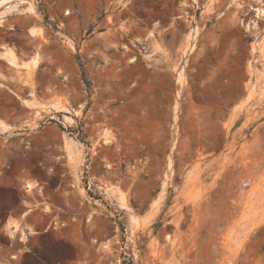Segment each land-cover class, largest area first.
<instances>
[{"label":"rangeland","instance_id":"obj_1","mask_svg":"<svg viewBox=\"0 0 264 264\" xmlns=\"http://www.w3.org/2000/svg\"><path fill=\"white\" fill-rule=\"evenodd\" d=\"M28 1L0 9V264H264V0Z\"/></svg>","mask_w":264,"mask_h":264},{"label":"bare ground","instance_id":"obj_2","mask_svg":"<svg viewBox=\"0 0 264 264\" xmlns=\"http://www.w3.org/2000/svg\"><path fill=\"white\" fill-rule=\"evenodd\" d=\"M14 0H0V9H5V11L7 10V9H9L10 10V8H12V6L15 4H18L19 5V3H28L29 5H27V9H28V13H31V14H33V15H35V16H38L37 15V12H36V9H35V7H34V5L32 4V2H30V1H28V0H18L17 2H16V0H15V2L16 3H14L13 2ZM10 2H13V3H10ZM2 54H3V57L7 60V61H9L10 63H12V64H18V62H19V57H18V55L16 54V52H15V50L14 49H12V47L10 48V47H4L3 49H2ZM2 57V56H1ZM32 61L34 62V64L37 66V63H39L38 62V57H36L35 59H32ZM31 61V62H32ZM30 62V61H29ZM27 63V62H26ZM25 63V64H26ZM28 66H29V64H27ZM27 66V67H28ZM32 186H33V184L31 183V182H28L27 183V188H32ZM8 226H9V228H10V231H11V233H14L15 231H17L18 229H20L21 230V228L20 227H18V226H16V225H14L13 223H11V222H9L8 223ZM22 236H25L26 235V232L24 231V230H22Z\"/></svg>","mask_w":264,"mask_h":264},{"label":"crops","instance_id":"obj_3","mask_svg":"<svg viewBox=\"0 0 264 264\" xmlns=\"http://www.w3.org/2000/svg\"><path fill=\"white\" fill-rule=\"evenodd\" d=\"M32 211H33V209L28 210L25 213H27V215H29V212H32ZM9 219L18 221L19 225L21 227H24L26 230H29V228H32L31 225L28 224L27 217H25L24 221H22V216H21V218H18V217H15L13 215L8 214L6 217V222L9 221Z\"/></svg>","mask_w":264,"mask_h":264},{"label":"trees","instance_id":"obj_4","mask_svg":"<svg viewBox=\"0 0 264 264\" xmlns=\"http://www.w3.org/2000/svg\"><path fill=\"white\" fill-rule=\"evenodd\" d=\"M83 76H84V80L87 81V80H86V75H85V71H84V70H83ZM87 85H88V86L90 85V82H89V81H87ZM159 225H160V224H159Z\"/></svg>","mask_w":264,"mask_h":264}]
</instances>
